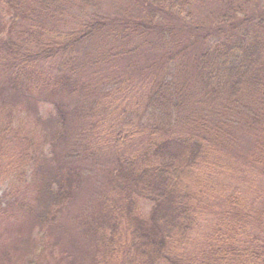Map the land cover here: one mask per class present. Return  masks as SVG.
Instances as JSON below:
<instances>
[{"label": "trees", "instance_id": "1", "mask_svg": "<svg viewBox=\"0 0 264 264\" xmlns=\"http://www.w3.org/2000/svg\"><path fill=\"white\" fill-rule=\"evenodd\" d=\"M128 1L0 0V227L76 202L78 264H264V211L230 186L264 178V9L221 0L201 30L190 0Z\"/></svg>", "mask_w": 264, "mask_h": 264}, {"label": "rangeland", "instance_id": "2", "mask_svg": "<svg viewBox=\"0 0 264 264\" xmlns=\"http://www.w3.org/2000/svg\"><path fill=\"white\" fill-rule=\"evenodd\" d=\"M223 1L226 4H229L228 1L226 0ZM190 2H191V9L189 10V14L182 13L184 15L187 14L188 15L187 17L182 18L181 20L188 28L196 27V25L199 24L202 26L200 28L202 30L203 26L205 27L208 26L207 24L210 21V19L218 15L217 9L218 6L220 5L221 0H190ZM255 2L258 4L253 5ZM127 3L131 5V2L128 0ZM235 3L240 5L241 8L243 9L242 11L244 12H247L246 10L250 11L251 9L254 8V6H258V5H260L264 9V0H236ZM111 6L112 4H110V7ZM113 9L115 10V6ZM167 17L170 18L172 22L179 19L176 11L173 13V15H169ZM153 58L154 56L151 55L149 57V60ZM140 65L142 66L140 70H143L146 67H148V65L143 66L141 63ZM22 100L25 104L26 103L31 104L33 102V100L32 102H29L31 101V99L26 100L24 98ZM32 105H34V103H32ZM82 107H84V105L78 109L80 110ZM67 110L68 112H70V107L67 108ZM55 114H56L55 106H52L49 109V118L41 117L40 127L43 130H49L50 132L53 131L54 125L50 120V118L53 117ZM51 161L53 162L50 165H48V167L50 171H54L58 162L57 160L54 161L53 158H51ZM236 173H238L239 175L233 178L234 182H231L230 186L239 189V191L241 192H244L243 201L245 203H243V205L246 207H250L252 204H255V207L264 211V178L258 176L254 178L253 176H251V173L244 170H239ZM6 185H7L6 181L0 182V195H2V193L5 191ZM227 196L225 198H227ZM77 206L78 203L73 202L69 204V206L68 205L60 206L62 208L61 210L58 211L55 210V208L53 207L51 209L52 211L51 214H58V216H60L58 217L57 221H53V217L50 218L48 216L47 218L41 216L42 214H49L48 212L49 210L46 209V207L44 206V200L39 205L34 204L33 208H30L32 209V211L29 212L30 214L25 213L26 214L24 216L25 221H23L21 224H19L18 221L20 218L18 220L10 219L11 221H8L9 225L6 224L0 227L1 244L6 243V245H8L7 241L10 240V238L16 233L21 236V242L18 245L21 251L18 253L22 254L23 258L18 262L19 264H34V262H37L36 264H63V262L65 263L70 262V264H78V261L76 260V258L79 257L77 248L74 247L72 238L70 236H69L70 239L66 238L68 235L65 232L66 230H68L69 232H73L74 227H76L75 217L77 215L75 212ZM149 210H150V203L147 201H143V203H141L142 214L148 215ZM207 219L214 220L211 214H208ZM12 224H14L15 226H13ZM210 224H212V222ZM55 225L57 226L56 231H55ZM67 226H73V227L68 229ZM42 238H44V240L46 242H49V244L51 245V247L48 249V255L44 257H39L35 261H29V259L25 257L24 253L32 248L38 247L39 245L38 243L42 240ZM59 242H60L59 245L53 246L54 244ZM64 251L67 252V254L60 260L59 258L62 257ZM53 255H55L54 258ZM80 257H81V261H84V257L81 255ZM112 262L114 264V258H112Z\"/></svg>", "mask_w": 264, "mask_h": 264}]
</instances>
